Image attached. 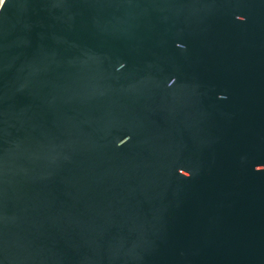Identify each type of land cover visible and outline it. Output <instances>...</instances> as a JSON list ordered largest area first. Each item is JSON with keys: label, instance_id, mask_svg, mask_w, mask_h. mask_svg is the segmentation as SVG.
<instances>
[{"label": "water", "instance_id": "obj_1", "mask_svg": "<svg viewBox=\"0 0 264 264\" xmlns=\"http://www.w3.org/2000/svg\"><path fill=\"white\" fill-rule=\"evenodd\" d=\"M0 264H264V0H4Z\"/></svg>", "mask_w": 264, "mask_h": 264}, {"label": "clouds", "instance_id": "obj_2", "mask_svg": "<svg viewBox=\"0 0 264 264\" xmlns=\"http://www.w3.org/2000/svg\"><path fill=\"white\" fill-rule=\"evenodd\" d=\"M183 48H185V45L182 44L181 49H183ZM124 67H125L124 64H120L119 67L117 68V71L122 70ZM172 80L175 81V78H173ZM220 98L221 99H226V97H223V96H221ZM125 142H126L125 140L120 141L119 144H118V146L119 145H122ZM189 176H190V173H189V175L187 177H189Z\"/></svg>", "mask_w": 264, "mask_h": 264}, {"label": "built area", "instance_id": "obj_3", "mask_svg": "<svg viewBox=\"0 0 264 264\" xmlns=\"http://www.w3.org/2000/svg\"><path fill=\"white\" fill-rule=\"evenodd\" d=\"M3 2H4V0H0V8H1Z\"/></svg>", "mask_w": 264, "mask_h": 264}]
</instances>
